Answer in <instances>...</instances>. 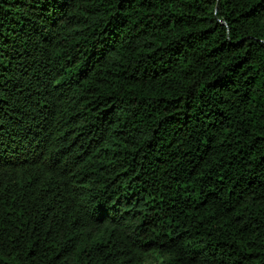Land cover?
Instances as JSON below:
<instances>
[{"label":"trees","instance_id":"obj_1","mask_svg":"<svg viewBox=\"0 0 264 264\" xmlns=\"http://www.w3.org/2000/svg\"><path fill=\"white\" fill-rule=\"evenodd\" d=\"M0 264H264V0H0Z\"/></svg>","mask_w":264,"mask_h":264}]
</instances>
